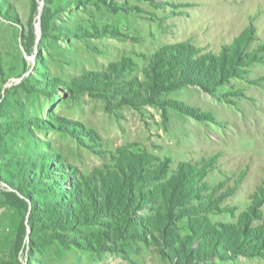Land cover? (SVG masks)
Masks as SVG:
<instances>
[{
	"label": "rangeland",
	"instance_id": "obj_1",
	"mask_svg": "<svg viewBox=\"0 0 264 264\" xmlns=\"http://www.w3.org/2000/svg\"><path fill=\"white\" fill-rule=\"evenodd\" d=\"M0 264H264V0H0Z\"/></svg>",
	"mask_w": 264,
	"mask_h": 264
}]
</instances>
